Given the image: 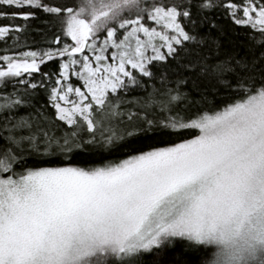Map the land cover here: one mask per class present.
Masks as SVG:
<instances>
[{
	"label": "snow or ice",
	"instance_id": "6c2138e0",
	"mask_svg": "<svg viewBox=\"0 0 264 264\" xmlns=\"http://www.w3.org/2000/svg\"><path fill=\"white\" fill-rule=\"evenodd\" d=\"M0 264H264V0H0Z\"/></svg>",
	"mask_w": 264,
	"mask_h": 264
},
{
	"label": "trees",
	"instance_id": "16d2710c",
	"mask_svg": "<svg viewBox=\"0 0 264 264\" xmlns=\"http://www.w3.org/2000/svg\"><path fill=\"white\" fill-rule=\"evenodd\" d=\"M17 23H19V21H17ZM38 23V22H37ZM38 39V38H37Z\"/></svg>",
	"mask_w": 264,
	"mask_h": 264
}]
</instances>
